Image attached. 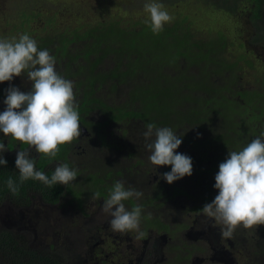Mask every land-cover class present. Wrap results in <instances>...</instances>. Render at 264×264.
Listing matches in <instances>:
<instances>
[{"label": "flooded vegetation", "instance_id": "obj_1", "mask_svg": "<svg viewBox=\"0 0 264 264\" xmlns=\"http://www.w3.org/2000/svg\"><path fill=\"white\" fill-rule=\"evenodd\" d=\"M252 1L249 8L235 14L245 15L254 37L258 31L250 19L253 12L264 13V0ZM234 3L237 6L238 0ZM257 43L264 41L253 44ZM231 87L233 91L236 89ZM252 92L257 91L240 89L236 94L248 99ZM106 101L113 103L109 97ZM248 103L252 106V101ZM5 108L0 104V112ZM116 116L111 118L101 112L87 116L85 122L80 121L81 135L69 144L60 145L55 157L39 154L34 148L0 133V141L8 146V151L2 153L8 173L19 174L16 154L25 150L35 158L36 170L49 178L60 164H68L78 172L77 178L67 185L57 183L49 187L34 179L20 182L25 184V193L17 198L6 196L0 202V230L20 239L21 245L41 255L40 259L50 258L54 264H255L251 262V249L246 255H239L243 236L236 229L231 237H224L221 230L225 226L201 212L203 205L218 194L214 188L215 175L225 159L211 163L209 158L193 160L189 153L192 175L170 185L161 176L170 172L171 166H154L148 159L151 153L146 144L155 137L146 140L143 135L146 126L136 125L135 121H140L127 110L119 109ZM255 120L264 118L251 117L252 128L243 136L257 138L264 132V127ZM185 149L179 147L176 151L183 153ZM200 163L208 165L198 167ZM117 181L143 193L139 199L133 197L123 202L128 210L141 206L138 230L113 231L109 223L111 216L103 211V201ZM59 186L62 191L53 194ZM109 244L114 246L112 250L108 249ZM260 244L263 251L259 254L263 259H257L256 264H264V236ZM31 258L38 261L36 255H30L26 256L27 263ZM4 261L7 264L6 258Z\"/></svg>", "mask_w": 264, "mask_h": 264}, {"label": "trees", "instance_id": "obj_2", "mask_svg": "<svg viewBox=\"0 0 264 264\" xmlns=\"http://www.w3.org/2000/svg\"><path fill=\"white\" fill-rule=\"evenodd\" d=\"M235 1L221 0L220 9L235 17V13L239 12ZM252 3L250 0L249 5ZM187 19L188 15H184L181 22H175L172 26L164 25L159 33H153L150 21L146 23V20L130 28L121 27L116 21H108L80 32H69L68 37L59 41L46 36L36 42L38 50L47 49L56 58L57 65L61 67L58 74L73 82L80 121L85 122L87 116L106 111L111 118H117L119 109L127 110L140 121H135L139 127L154 123L157 127H169L183 137L181 146L186 148L183 154L191 153L193 160L209 158L212 150L210 148L209 153L201 151L203 143L211 146L217 144L221 158L225 159L227 152L235 149L237 140H247L243 134L252 128L249 125L250 118H264V95L252 92L248 96L247 102L261 103V108L255 109V113L240 111L242 106L230 101L227 98L229 92L222 89L223 85L229 88L233 86V82L223 80L228 79L226 72H230L238 63L237 60L228 63L223 56L228 40L223 32L218 31L208 35L204 42L194 41L188 30L189 25L185 23ZM263 20L264 13L253 12L250 21L258 31L251 39L253 43L264 41ZM57 43L58 46H55ZM70 46H77L73 53L68 49ZM245 63L251 64L248 60ZM171 69L176 76L168 74ZM21 76L14 83H0V104L3 108L6 107L3 103L6 90L11 84L21 81L17 85L21 91L30 89L28 84L31 87L32 82L26 72ZM213 77L220 78L221 83L212 81ZM145 86L147 89H142ZM101 89L107 92L103 96L98 94ZM122 91H126L124 104L114 107V102L107 106L106 99L109 97V100H113ZM226 105H230L231 109ZM237 116L239 124H235ZM214 120H220V123L213 126ZM200 131H207L209 138L196 140ZM9 178L19 186L17 193L9 190ZM24 185L20 184L19 174L15 176L8 173L7 165L0 166V202L6 196L17 198L23 195ZM56 190L61 192L62 187H56L53 194L58 192ZM21 244L20 239L0 230V264H5L4 258L7 264H54L50 258L40 259L41 255L25 249ZM30 255H36L38 261L37 258H31L27 263L26 256Z\"/></svg>", "mask_w": 264, "mask_h": 264}, {"label": "clouds", "instance_id": "obj_3", "mask_svg": "<svg viewBox=\"0 0 264 264\" xmlns=\"http://www.w3.org/2000/svg\"><path fill=\"white\" fill-rule=\"evenodd\" d=\"M144 9L150 15L153 33L162 31L172 19L164 5L156 0L146 3ZM55 65L56 58L47 49L38 50L36 40L28 34L0 39V83L10 82L25 72L32 82L28 91L14 86L6 90L3 101L6 108L0 112V133L50 157L57 155L60 145L69 144L81 135L74 84L58 74ZM146 129L143 134L146 140L155 137L146 144L151 153L148 157L150 163L171 166V171L164 173L161 179L171 185L191 176V157L176 151L183 137L169 127H157L154 123L147 124ZM6 151L8 146L0 141V166L7 165L2 155ZM15 166L21 183L34 179L49 187L57 183L67 185L78 175L77 170L68 164H60L49 178L36 170L35 158L26 150L17 152ZM7 186L13 193L19 191L12 178L7 180ZM214 188L218 194L203 205L201 212L225 226L221 230L222 236L231 237L238 226L252 229L264 225V132L242 150L228 152L219 164ZM142 195L132 187L126 188L120 181L114 183L102 205L103 211L111 216L109 223L113 231L138 230L141 206L128 210L123 202L133 197L139 199ZM95 196L98 197L99 193Z\"/></svg>", "mask_w": 264, "mask_h": 264}, {"label": "rangeland", "instance_id": "obj_4", "mask_svg": "<svg viewBox=\"0 0 264 264\" xmlns=\"http://www.w3.org/2000/svg\"><path fill=\"white\" fill-rule=\"evenodd\" d=\"M150 2L152 0H0V39L18 38L21 34H28L36 41L46 36L58 40L68 37L69 32H80L98 23H107L108 21H116L119 22V26L130 28L141 20L150 21V15L144 9V5ZM156 2L162 3L165 10L172 17L171 21L165 25L172 26L175 22H181L184 15H188L185 23L189 25L188 30L193 35L192 39L194 41L204 42L208 39V35L216 34L218 31L223 32L228 40L223 56L228 63H234L236 60L238 63L234 68L230 69V72H226L225 76L228 79L223 80L224 82H233L231 85L236 86V89L233 91L231 86L229 88L227 85H223L222 89L229 92L227 98L230 94H233L228 99L236 101L237 106L241 105L242 108L239 110L242 112L248 111L252 114L255 109L261 108L259 107L261 105L260 102H253L252 106H250L245 96L241 97L239 95L237 97L239 93L235 94L240 89H250L257 91L260 95H264V43L253 44L251 40L253 29H251L247 19H245V15L239 17L235 15L233 17L232 13H228L222 8L220 9L222 7V4H220L221 0H208L211 5H208L207 0H180L178 2L174 0H156ZM249 2L250 0H238L237 7L239 12L249 8ZM243 44L245 45L244 47L241 46ZM249 44H252V46ZM55 46H58V43ZM76 48L77 46L68 47L72 53L74 52L73 49ZM246 60L250 61L251 64H246ZM55 67L56 71L60 72L61 67L57 63ZM168 74L176 76L173 69ZM20 78L22 76L14 77L10 83H14ZM212 81L218 84L221 83V79L217 77H213ZM122 92L111 100L113 103L115 102L114 107H121L124 103L126 91ZM105 93L107 92L102 89L98 92L100 96ZM260 101L262 102V100ZM111 105L109 101L107 106ZM225 107L231 109L230 105ZM107 112H102V114L107 115ZM257 121L259 120H255V123ZM263 121H259L261 127H264ZM238 122L239 116L236 117L235 124H239ZM218 123H220V120H214L212 125L215 126ZM244 136L247 140L242 142L237 140L235 151L242 150L243 147L250 143L251 139H255L246 134ZM208 138L209 134L207 131H200L196 135V140L200 139L203 141ZM180 147L184 148L183 146ZM200 149L201 151L210 152L208 157L211 163L213 161L216 163L222 161L217 144L211 146L203 143ZM207 165L206 163H200L198 167ZM216 223L218 224L219 222ZM236 231L243 236L242 241L239 243L241 246V254L239 255L244 256L251 249V262L256 264L257 259L262 260L263 256L259 252L263 251L260 239L264 236V225H258L252 229L238 226ZM47 242L50 243V240L48 239ZM113 248L114 246L109 244L108 249L112 250ZM208 248H210V245H208ZM257 251L258 254L256 253ZM58 252L63 257H66L64 251L58 249ZM234 258L238 259L239 256L234 253Z\"/></svg>", "mask_w": 264, "mask_h": 264}]
</instances>
